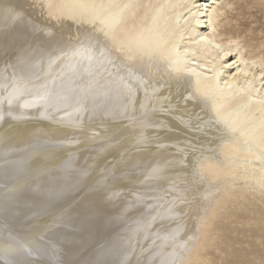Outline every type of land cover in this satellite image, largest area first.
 <instances>
[{
	"label": "bare ground",
	"instance_id": "6f19581e",
	"mask_svg": "<svg viewBox=\"0 0 264 264\" xmlns=\"http://www.w3.org/2000/svg\"><path fill=\"white\" fill-rule=\"evenodd\" d=\"M239 2L0 0L3 176L40 181L0 222V264L44 241L28 222L53 237L23 264H208L223 221L263 237L264 43Z\"/></svg>",
	"mask_w": 264,
	"mask_h": 264
},
{
	"label": "rangeland",
	"instance_id": "374dc122",
	"mask_svg": "<svg viewBox=\"0 0 264 264\" xmlns=\"http://www.w3.org/2000/svg\"><path fill=\"white\" fill-rule=\"evenodd\" d=\"M236 1H238V0H235V2ZM243 1L251 2V6L249 8V11L252 13V15L250 13H248L246 15V17L242 20V22L246 23V24H241V23L237 24L236 28L237 29H243V30L251 29V28H254V29L259 28L258 30L254 31V32L247 30L246 33H244L246 36L245 39L255 38L257 40H262L264 43V5H263V3H261L264 0H240L239 4L242 5ZM234 7H238V5H235ZM237 12H238V10L234 9V13H237ZM8 21H10V18H5V17L0 15V25H1L0 26V29H1L0 34L1 35L4 34L5 30H7V32L10 30L11 31H14V30L17 31L18 30L16 28L12 27V25H13L12 23H14V22L8 23ZM5 22H6V26L2 27V24H5ZM239 22H241V21H239ZM233 23H236L235 19H234ZM254 42H255V40H254ZM2 54H0V56ZM66 54L68 57H70L72 59L75 58V60H76V58H80V57L85 58L86 57V50L84 51V46L82 45V42H80L78 44V46L72 48L71 51L70 50L67 51ZM81 54H82V56H81ZM8 127H5V128L7 129ZM9 128L7 129L8 133L13 134L12 137L13 136L15 137L16 131H9L10 130ZM27 146H28V147H26L27 149L26 148L25 149L29 150L31 148V146H29V145H27ZM18 150H20V149H18ZM0 151H1L0 153H2L0 155V164L1 165L3 164V166H4L3 167L0 165V169H1V171H0V207H1L0 208V222H1L3 219H5L4 218L5 215H9L10 211H14L16 214L20 213V214L24 215V211H26V209H27V208H23V207H25V204H23V205L19 204L20 207L17 209L15 208V205L23 202L24 198H22V197L24 196L23 193H25V190H38L40 181L36 180L37 178L32 176L29 179L28 178L21 179L23 181V182H20L22 184L21 187H18V185L17 186L16 185L11 186L9 184H6L7 181L5 180L6 176H3L4 173L8 171V168L13 167L12 169H15V167L17 168V166H15V162H12L9 164V161L8 162L4 161V160H6V157H7L6 149L1 148ZM6 164H7V166H6ZM3 169H4V172H3ZM15 175H16V173H15ZM28 180H29V182H28ZM252 198H253V196H252ZM25 199H27V198H25ZM31 211H32L31 215H29V216H28V214L25 215L26 218L33 219L35 217H38L40 214L37 211H33L32 207H31ZM72 211L73 210H71V212ZM236 211L238 213H243L242 210H236ZM17 219H23L22 221H20V220L16 221L17 224H20V225H23L24 223L26 224L28 222L24 219V217H18ZM124 220H125V223L128 224V222H129L128 218L126 217ZM234 220L237 221V219H234ZM117 221L119 223L118 219H117ZM47 222H48V220H47ZM28 223L30 224V225H28V227H29L28 232L31 234V236L33 238H35L37 234H40L39 236L43 235V237H46V238H44V241L42 240L41 242L36 244V243H34V242H36V240H33L32 238L28 237V239H30V242H28L30 245H28L25 243V240L22 241L23 235L17 234V232H15L13 234V235H15V236H13L14 242L16 241V243H19L20 241H22L18 246L23 247L24 250H26V252L19 254L22 257H19V255H17L18 257H16V252H17L16 249H21V248H18V246H16L14 249H11L12 252L9 251L8 257L12 258V260H15L18 264L26 263L28 260L26 258L27 253L31 252V254H32V252L35 251V248H37V246L40 243H42L45 246H49V244L52 241V237H53V230H48L47 232L38 233V232H42V231L36 230V228L34 227L35 225H33L32 222H28ZM223 223H224L222 226L223 229L219 232L220 238L218 239L217 244L212 246V247H209L208 249H206L204 251V253L207 254L209 257L208 264H264V232H263V237L256 241L255 238L250 235L251 232H246L245 234H243L239 231L234 232L231 230H227L226 224L224 221H223ZM117 225L119 226V224H117ZM233 225L234 226L236 225L238 228H242L241 224L233 223ZM250 226H253V225H248L247 227H250ZM30 229H32V230H30ZM9 230H10V225L6 226L4 231L0 230V235L5 234ZM10 236H12V234ZM233 237H235L234 240H232ZM236 238H238L237 241L239 240V242L240 241L241 242L235 243ZM251 241L254 243V245H250L248 243ZM55 248H56V244H54L53 246L51 245L50 247L45 248L46 252L44 253V255H36V256H34L33 260L36 261L39 257L51 255L53 253V251L55 250ZM57 251H55L54 254H56ZM252 252L253 253H259L260 252V253H259V255L258 254L256 255V254H253ZM36 254H38V253H36ZM60 254L61 253H58L57 257Z\"/></svg>",
	"mask_w": 264,
	"mask_h": 264
}]
</instances>
